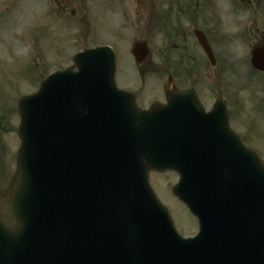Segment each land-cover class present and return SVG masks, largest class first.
<instances>
[{
    "label": "water",
    "instance_id": "obj_1",
    "mask_svg": "<svg viewBox=\"0 0 264 264\" xmlns=\"http://www.w3.org/2000/svg\"><path fill=\"white\" fill-rule=\"evenodd\" d=\"M145 50L136 46L138 63ZM75 63L78 73L52 75L19 103L22 148L18 174L0 197V264H264V230L247 249L252 232L244 229L247 220L264 229V164L230 134L228 119L213 134L211 122L181 121L174 128L184 133L163 140L156 111L142 116L132 98L118 95L111 50H88ZM252 65L264 71L260 49ZM142 121L157 141L135 133ZM150 170L187 179L175 194L183 182L191 190L200 239L175 234Z\"/></svg>",
    "mask_w": 264,
    "mask_h": 264
},
{
    "label": "rangeland",
    "instance_id": "obj_2",
    "mask_svg": "<svg viewBox=\"0 0 264 264\" xmlns=\"http://www.w3.org/2000/svg\"><path fill=\"white\" fill-rule=\"evenodd\" d=\"M262 2L261 11L253 6L244 16L250 19L251 15L255 16L263 34L256 36L245 26V37L241 41H231L233 43L228 46L231 54L224 57L228 60V71H206L200 75V80L209 81L211 87L217 86L227 74L224 82L233 108L231 125L241 131L247 144L264 160V73H257L250 66L252 47L264 39V0ZM76 7L73 18L72 11ZM108 8L102 0H0V194L8 190L17 170L19 99L36 92L46 74L71 66L75 53L96 44L118 43L121 84H125L124 76L129 74L131 80L139 67L136 68L131 55L132 48L136 42L147 40L151 45L152 69L157 74L144 72L145 79L152 85L161 81V39L156 30L146 36L142 24L126 23L122 25L124 33L114 35L112 25L116 19L106 12ZM151 179L160 200L172 210L179 231L184 236L193 234L194 220L172 193L178 177L172 173H152Z\"/></svg>",
    "mask_w": 264,
    "mask_h": 264
},
{
    "label": "flooded vegetation",
    "instance_id": "obj_3",
    "mask_svg": "<svg viewBox=\"0 0 264 264\" xmlns=\"http://www.w3.org/2000/svg\"><path fill=\"white\" fill-rule=\"evenodd\" d=\"M234 1L236 3L232 0H102L110 7L106 12L116 22L142 24L146 36H151L153 30L160 34L161 86H152L145 79L140 80L142 71L131 76V80L130 76L125 77L126 83L123 84L125 89L134 93L142 109H149L157 101L162 106L168 105L166 87L169 83L177 90H195L203 106L207 110L212 107L216 92L221 88L211 87L207 80L201 81L200 75L217 68L219 73L228 71V60L224 57L231 54L228 46L234 38L232 35L245 37L246 24L256 36L263 34L255 18L249 19L250 23L243 21L247 17L244 14H248L251 7L255 6L257 10L263 8L262 0ZM76 9L72 11L73 18ZM234 17L238 19L234 21ZM197 32L205 35L215 57H219L216 65L209 62L199 44ZM255 45L264 47V39ZM224 88L227 89L226 83Z\"/></svg>",
    "mask_w": 264,
    "mask_h": 264
}]
</instances>
